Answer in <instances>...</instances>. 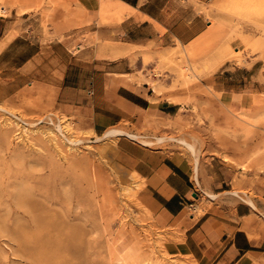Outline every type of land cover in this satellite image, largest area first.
<instances>
[{"label": "rangeland", "instance_id": "rangeland-1", "mask_svg": "<svg viewBox=\"0 0 264 264\" xmlns=\"http://www.w3.org/2000/svg\"><path fill=\"white\" fill-rule=\"evenodd\" d=\"M63 1L0 6L32 7L48 35ZM227 1L229 21L199 46L148 48L130 64L176 104L170 116L130 110L96 133L58 107L56 88L45 84L51 78L28 68L0 72V264H199L183 252L177 226L158 217L119 138L169 154L198 176L201 202L187 207L191 215L233 197L264 219V46L250 44L264 41V0ZM99 19L106 22L102 8ZM102 65L79 59L78 78ZM40 250L53 254L46 259Z\"/></svg>", "mask_w": 264, "mask_h": 264}, {"label": "crops", "instance_id": "crops-1", "mask_svg": "<svg viewBox=\"0 0 264 264\" xmlns=\"http://www.w3.org/2000/svg\"><path fill=\"white\" fill-rule=\"evenodd\" d=\"M63 2L66 7L61 3L55 9L54 23L47 24L48 35L40 13L32 7L0 6V61L7 60L0 63V72L28 68L43 79L51 78L44 83L56 88L58 107L86 119L96 133L116 125L130 110L170 116L176 104L162 96L165 91L139 80L130 64L142 62L148 48L163 53L199 46L216 24L230 19L225 11L230 10L227 0ZM106 2V22L102 23L100 10ZM80 21H84L82 26H78ZM20 46L24 49L13 52ZM186 58L191 61L189 55ZM79 59L99 62L102 70L98 73L87 66L86 79L78 78L82 76ZM142 144L119 138L117 146L135 159V170L146 181L158 217L182 232L185 254L199 264H264V219L258 218L250 204L233 197L214 199L201 215H191L187 207L201 202L195 192L198 176L193 179L184 162ZM194 194L197 198L191 200Z\"/></svg>", "mask_w": 264, "mask_h": 264}, {"label": "bare ground", "instance_id": "bare-ground-1", "mask_svg": "<svg viewBox=\"0 0 264 264\" xmlns=\"http://www.w3.org/2000/svg\"><path fill=\"white\" fill-rule=\"evenodd\" d=\"M109 2V1H108ZM124 2V1H123ZM109 3H104L103 4V6H102V9H103V11H104V13H106L107 12V10H106V8L109 6L108 5ZM127 4V3H126ZM117 12H118V10H117ZM250 44L251 45H253L255 48L256 47H259V46H264V41H259V40H252V41H250ZM261 49H262V47H261ZM115 131H120V129H117V130H115ZM112 132H114V131H112ZM110 133H111V131H110ZM112 134V133H111ZM56 135V134H55ZM113 135V134H112ZM115 135V134H114ZM54 139H57V138H55V137H53ZM40 252V254H44L45 256H46V259H49V257H51V255L53 254V253H51V252H49V251H39ZM56 252H58V251H56ZM117 261H118V259H117Z\"/></svg>", "mask_w": 264, "mask_h": 264}]
</instances>
